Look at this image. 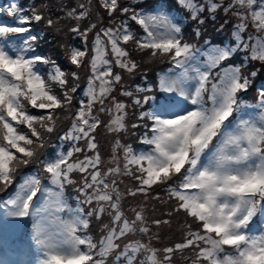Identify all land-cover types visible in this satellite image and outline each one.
I'll list each match as a JSON object with an SVG mask.
<instances>
[{"label": "snow or ice", "instance_id": "obj_1", "mask_svg": "<svg viewBox=\"0 0 264 264\" xmlns=\"http://www.w3.org/2000/svg\"><path fill=\"white\" fill-rule=\"evenodd\" d=\"M97 2L110 24L116 13L127 19L115 28L101 27L89 48L88 35L97 25L91 23L81 31L79 21L89 17L92 0L65 13L77 21L70 31L83 41L80 47L61 45L66 59L77 69L86 61L90 68L84 98L74 114L79 73L64 71L36 51L40 36L32 34V24L45 19L46 5L25 9L12 2L0 9V15L11 18V23L0 22V193L15 188L0 199L3 217L31 223V238L40 253L36 264H107L113 253L116 264L121 260L172 264L174 253L188 248L195 250L192 257H185L188 264H264V85L257 90L254 116L245 118L243 109L250 106L241 98L257 76V71L245 74L248 62L264 64V36L249 35L245 40L242 35L249 20L256 33H264V0H231L224 12L236 9L235 44L203 52L184 39L180 23L173 22L175 17L165 11L163 0L139 10L121 6L120 0ZM178 2L200 24L205 5L210 14L223 7V0ZM129 20L144 35L133 31ZM46 23L51 27L54 21L48 18ZM129 42H134L137 52H149V60L167 57L170 61L172 67L158 76L159 95L140 97L123 90L122 75L114 67L129 74L138 68L126 47ZM239 51L248 53L242 62L227 64ZM41 65H50L47 74ZM117 85L120 94L132 97V105L141 109L138 120L149 122L143 125L148 131L141 143L150 147L137 151L117 136L107 161L111 166L103 170L96 130L102 125L109 133L127 130L130 105L111 95ZM136 92L153 89L137 87ZM109 99L110 107L105 103ZM149 102L151 106L143 110ZM32 109L40 110L39 114ZM61 113L70 114L71 126L59 137L60 150L39 159L47 137L61 124ZM101 113L109 115L107 124L101 121ZM34 162L42 165V171L28 173L17 183L21 166ZM74 173L80 178L75 179ZM122 177H131L135 186L121 191ZM177 177L178 182L171 183ZM159 185H167L168 197L176 202L173 211H182L192 220L184 226L182 242L162 249L152 244L159 236L150 235L145 214V202L153 186ZM69 186L78 193L71 198L74 204ZM137 195L144 202L125 211L124 198ZM104 215L109 222L100 226L96 238L90 226L93 218L100 221ZM161 223L169 221L151 222L157 227ZM129 235L148 239L128 240L118 251L119 241Z\"/></svg>", "mask_w": 264, "mask_h": 264}, {"label": "trees", "instance_id": "obj_2", "mask_svg": "<svg viewBox=\"0 0 264 264\" xmlns=\"http://www.w3.org/2000/svg\"><path fill=\"white\" fill-rule=\"evenodd\" d=\"M15 2L19 6H22L25 9H28L30 6H40L41 4L46 5V10L44 12L45 19L41 22H33L32 24V34H36L40 36L38 41V47L36 49L38 54H43L49 57L51 60L55 61L64 71L71 72L77 71L79 73V81L76 83L78 84L77 92L75 93V99L73 101V109L72 114L75 112V108L79 104V99L84 98V89L87 87V79L90 75V68L85 62L84 66L77 69L74 65H71L65 56L66 48H62L61 45L67 46H74L80 47L83 44L82 39L75 33L71 32L70 29L77 24V21L71 18H68L65 13L77 7L79 3H84L88 6V0H0V9L7 8L10 3ZM157 0H120L121 6H127L136 10L140 8H148L150 4L156 3ZM165 3V11L169 12L172 17H175V23H180L182 27V31L188 29V32L192 29L193 31L191 34H185L184 39L191 44H202L206 45L205 41L210 42L207 40V37H215L216 34L222 35L223 37H227L231 40V43L234 42L232 36V27L233 24L226 22V18L228 15L222 13L223 7L219 8L214 14H210L207 11V6L205 5V11L200 14V19L205 20L204 18L208 19L210 22L218 20L217 22L220 23L219 30L217 32H212V34L202 31L200 35H196L195 27L200 24L199 20H193L190 18L191 14L188 10L182 7L178 0H163ZM170 3L172 5L171 8H167V4ZM198 3L203 4L204 0H198ZM100 15H97V13ZM130 15V14H129ZM214 15V18H213ZM2 20H7L11 23V18L7 17L6 14L0 15ZM51 18L54 21L53 26L49 27L46 23V20ZM127 17L121 15L120 13H116L113 18H111V24L109 23L110 18L107 16L106 12L103 9L99 8L97 0H92L91 4V12L88 18L79 21L81 31L84 28L88 27L89 24L95 23L97 28L90 32L88 35V46L91 48L92 41L95 37V34L101 27L107 28L117 27L122 20H126ZM192 20L194 25L187 26V22ZM129 24L133 31H135L139 36L144 35L143 29L129 20ZM253 29H249L247 34H242L243 38L247 40V35H250ZM220 38H216L214 43L218 42ZM225 39V38H224ZM127 49L130 51L131 58L135 60L138 64V68L131 74L114 67V72H120L122 75L121 85L123 86V90L131 91L134 93L135 96L142 97L145 94L148 95H159V91L157 88L158 85V76L161 73L166 72L170 67H172L170 61L167 57H158L154 60H149V52L139 53L135 50L134 42H129L126 45ZM248 53L239 51L237 52L232 58L231 63L239 64L242 62V58L247 55ZM111 59V56L108 57ZM41 70L47 74L50 65H41ZM252 71H257V76L253 78V84L249 88L246 93L241 94V98L245 101L246 105L250 106L243 110H249L252 112L258 111L256 109V105L259 101V96L257 94L258 88L261 85H264V72L259 70L256 64H247L244 68L245 74H250ZM121 85H117L115 90L111 95L115 96L117 100L123 101L125 104L130 105L127 108V117H126V131H122L119 134L117 133H109L106 128L102 125L99 126L96 130L95 136L96 141L98 144V150L101 154L102 161V169L105 170L106 167L110 166L106 162V158L108 156H112V146L119 136L121 143L126 145H131L134 150H145L147 145L141 143V137L148 131L143 125L149 123L147 121L141 122L138 120L139 111L141 110L138 106L132 105V97L122 96L121 93ZM149 86L152 87V93H138L136 92L137 87L141 88H148ZM86 99V98H85ZM107 106H111V100L105 101ZM151 106V102L149 104L144 105L143 110H148ZM33 114H39L40 110L32 109ZM61 124L58 127L57 131L50 134L47 137L46 146L40 150L39 159H44L45 157L52 156L56 151L60 150L62 142L59 140V137L63 135L65 131L71 126V119L69 113H61ZM68 117V118H65ZM100 119L103 124H107L108 120L110 119L107 113H101ZM129 120V121H128ZM137 124L138 127L133 128L132 125ZM108 134L110 138L108 140ZM82 147H86V145L81 142ZM91 154V153H89ZM122 156V152L120 153ZM81 154V158H82ZM123 161L121 160V164ZM34 168L42 171V165L38 162H34L28 166H21L19 173L17 175V179L21 178L22 176L28 174L29 171H36ZM74 178L79 179L80 174L74 173ZM178 177L175 178L171 183L178 182ZM126 187H122L121 191L126 192L125 190L127 187L135 186V181L132 180L131 177H126ZM11 188H9L6 192H2L4 196L9 193ZM68 190H71L75 195L78 193L74 192L73 186H69ZM159 196L160 199H152L151 197ZM144 202V197L142 195H137L136 197L126 196L122 201V207L125 211L130 206H135ZM146 206V216L148 218V223L151 225V233L150 235H158V240H153L152 244L154 247L158 249H162L164 247L173 246L177 242H182L184 233L187 230L184 226L186 224H192V220L190 217H186V215L181 212H174L173 209L176 206V202L173 199L168 197L167 193V185H159L153 186L151 196L145 202ZM171 213V215H169ZM130 216L131 213H128ZM94 219V218H93ZM159 219L161 221H169V223H161L159 227L154 224H151L153 220ZM107 220V215H104L100 221L95 222L94 228L91 231L92 235L96 238L99 237L101 234L100 226L104 224ZM257 225L254 224L253 227L255 228ZM196 225L193 224V228ZM140 237V236H139ZM137 239V236L129 235L126 239L119 241L121 244V248L118 251L123 250L124 243H127L128 240ZM143 240H147L148 237H141ZM194 249L188 248L185 249L182 253L176 252L174 253L172 264H188V261L185 260V257H192L194 255ZM111 256V255H110ZM116 253L112 254L115 261ZM123 261V260H121ZM124 262V261H123Z\"/></svg>", "mask_w": 264, "mask_h": 264}, {"label": "rangeland", "instance_id": "obj_3", "mask_svg": "<svg viewBox=\"0 0 264 264\" xmlns=\"http://www.w3.org/2000/svg\"><path fill=\"white\" fill-rule=\"evenodd\" d=\"M225 3H223V9H222V13L223 14H225V15H228L227 16V18H226V22H228V23H230V24H234V26L237 24V23H239V20H238V18L235 16V15H233V12L234 11H236V9H233L232 11H229L227 14L224 12V7H226L227 5H228V3H230L231 2V0H223ZM216 2L217 3H220L221 2V0H216ZM258 2H259V0H258ZM190 18H191V16H190ZM205 20H204V23L203 24H198L196 27H195V32H196V30H197V28L199 29V32H200V34L202 33V31H205V32H208V33H210V34H212V32H217L218 30H219V27H220V23L219 22H217L218 20H215V21H209L208 19H206V18H204ZM192 25H194V23L192 22V20H189L188 22H187V26H192ZM247 29H254L253 27H252V24H251V21L249 20L248 21V28ZM233 30H234V28H233ZM193 30L191 29L189 32H188V29L187 30H185V31H182L183 32V37H184V35L185 34H191V32H192ZM199 34V35H200ZM250 35H253V36H256V33H255V35L254 34H250ZM260 35H262V36H264V33H261ZM249 37V35H247V38ZM212 47V46H211ZM249 64H256L257 65V67L259 68V70H260V72L261 71H263L264 72V64H262L261 62H259V61H249L248 62ZM171 68V67H170ZM169 68V69H170ZM249 115H251V116H254L255 114L254 113H249V114H246V116H245V118H247V116H249ZM129 121V120H128ZM109 138H110V135L108 134V140H109ZM109 158H110V156H108L107 158H106V162L109 160ZM122 180H123V183H121L119 186H120V189H122V187H126L127 186V183H126V177H122L121 178ZM126 191V190H125ZM13 193V192H12ZM95 222H97L96 220H95V218H94V222H92V224H93V227H94V225H95ZM109 222V217L107 216V220L104 222V223H108ZM2 229H1V223H0V242H1V240H2ZM34 264H36V262L34 263Z\"/></svg>", "mask_w": 264, "mask_h": 264}, {"label": "bare ground", "instance_id": "obj_4", "mask_svg": "<svg viewBox=\"0 0 264 264\" xmlns=\"http://www.w3.org/2000/svg\"><path fill=\"white\" fill-rule=\"evenodd\" d=\"M7 219L9 220V219H12V218H7ZM15 222H16L15 224H16L17 229L20 230V228L22 226V223H23V220H20V221H16L15 220ZM21 255H22V257H24V253H22ZM4 264H7V263H4ZM30 264H33V262L30 263Z\"/></svg>", "mask_w": 264, "mask_h": 264}]
</instances>
